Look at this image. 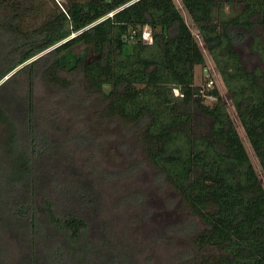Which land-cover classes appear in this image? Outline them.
<instances>
[{"label": "trees", "instance_id": "16d2710c", "mask_svg": "<svg viewBox=\"0 0 264 264\" xmlns=\"http://www.w3.org/2000/svg\"><path fill=\"white\" fill-rule=\"evenodd\" d=\"M198 65L212 88L195 85ZM218 78L264 177V0H0V264H133L104 196L44 126L39 85L133 132L187 215L183 263L264 264V186ZM115 193L143 214L142 192Z\"/></svg>", "mask_w": 264, "mask_h": 264}, {"label": "rangeland", "instance_id": "374dc122", "mask_svg": "<svg viewBox=\"0 0 264 264\" xmlns=\"http://www.w3.org/2000/svg\"><path fill=\"white\" fill-rule=\"evenodd\" d=\"M224 12L231 13L229 9ZM186 21L195 34L193 25ZM239 50L246 65L251 67L257 63L255 55L250 54L246 48L241 47ZM204 55L206 63L211 61L207 52H204ZM209 67L211 68L210 65ZM211 69L214 72L213 68ZM203 73L200 65L194 68L195 85L203 81ZM218 79L219 91L227 110L240 130L251 161L264 186L259 163L241 132L227 90L221 78ZM36 91L38 109L43 111L40 118H49L44 126L49 133L52 131L53 137L61 143L63 151L69 155L75 167L87 172L92 186L104 196V217L112 225L110 228L121 235L122 244L128 248L127 255L133 264H186L181 261V253L189 250V242L180 229L187 215L179 198L160 182H154V170L141 153L133 132L126 130L119 123L96 122L86 108L67 107V104L61 101V97L66 96V91L61 92L55 87L43 85H39ZM49 122H53L52 125L58 129L53 130ZM79 138L81 142L78 143L76 140ZM93 168L98 172L94 173ZM117 187L123 191L142 192L145 205L142 215L136 212V207L133 208L134 212H131L133 206L117 207ZM6 255L13 258L15 263L13 249L7 251Z\"/></svg>", "mask_w": 264, "mask_h": 264}, {"label": "built area", "instance_id": "2783aa9c", "mask_svg": "<svg viewBox=\"0 0 264 264\" xmlns=\"http://www.w3.org/2000/svg\"><path fill=\"white\" fill-rule=\"evenodd\" d=\"M141 37L145 42H151L150 30L148 29L147 26L143 27L142 32H141ZM209 70L212 72V74H210ZM203 72H204L203 75L205 74V76L203 77L202 83H200L199 85L201 86L202 84H204L205 87L212 88L213 81H214L213 80V71L210 68H208V69L203 68ZM199 92H200L201 96L204 98V101L205 100H207V101L215 100L214 96L205 94L203 89L200 88ZM173 93H174V95H177L178 91L176 89H174Z\"/></svg>", "mask_w": 264, "mask_h": 264}]
</instances>
